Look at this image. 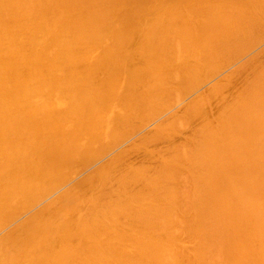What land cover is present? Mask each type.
<instances>
[{
  "label": "bare ground",
  "instance_id": "1",
  "mask_svg": "<svg viewBox=\"0 0 264 264\" xmlns=\"http://www.w3.org/2000/svg\"><path fill=\"white\" fill-rule=\"evenodd\" d=\"M0 264H264V0H0Z\"/></svg>",
  "mask_w": 264,
  "mask_h": 264
},
{
  "label": "rangeland",
  "instance_id": "2",
  "mask_svg": "<svg viewBox=\"0 0 264 264\" xmlns=\"http://www.w3.org/2000/svg\"><path fill=\"white\" fill-rule=\"evenodd\" d=\"M224 75H225V74L223 73V74H221L218 78H222V76H224ZM216 80H217V79H216ZM216 80H215V81H216ZM215 81H213V82H215ZM211 83H212V82L207 83V86H206V87L204 86V87H203V90H205L207 87H209V86L211 85ZM153 127H154V125H151V126L148 127V129H152Z\"/></svg>",
  "mask_w": 264,
  "mask_h": 264
}]
</instances>
